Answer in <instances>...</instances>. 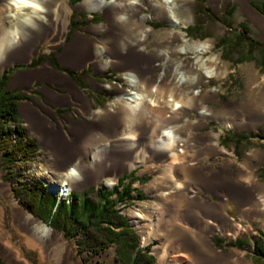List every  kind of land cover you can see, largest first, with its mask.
Instances as JSON below:
<instances>
[{
	"label": "rangeland",
	"instance_id": "1",
	"mask_svg": "<svg viewBox=\"0 0 264 264\" xmlns=\"http://www.w3.org/2000/svg\"><path fill=\"white\" fill-rule=\"evenodd\" d=\"M61 1L66 12L64 17L58 16V20L59 18L66 19L64 25L66 32L63 37L60 36L54 25L53 27L46 26L45 31L43 30L41 33L31 31L30 34L39 41L35 42L31 39V48H24L21 57L14 55V57H10L13 53V50H10L6 55L5 66L0 72L1 77L3 72L11 70L8 74L6 88L20 90L25 95L26 100H22L19 105L20 117L30 141L38 147L36 154H34L35 161H32L31 164L27 161L18 164L22 167L23 174L17 175L15 178L24 180L23 183L25 184L39 180L45 185L47 191L55 196L56 201L69 202L72 192H91L100 187L112 190L123 175H129L135 170L137 175H131V181H124V185L130 182L131 198L122 204L117 203L116 206L137 236L139 247L150 249L155 264H194L190 259L176 255L179 254L178 250L171 249L174 246L173 239L182 234L196 243L201 256L214 261L215 264H264V261L257 260L253 255L254 242L264 238V218L244 215L242 211L246 208L241 207L238 201L231 198L226 186H219L214 180L215 177L221 178L228 175L238 177L237 173L245 171L240 184L245 185L246 180H252L256 183L258 196L264 198V117L259 121L256 119V115L259 113L264 115V29L255 16L263 19V21L264 17L250 6L251 1L264 2V0H245L244 5L241 0H186L192 5V20L187 22L183 28L171 27L166 20L161 21V19L155 18L154 13L148 7L141 9L143 14L151 16L153 20L152 22H145L146 25L151 24L152 27H150L153 28L145 47H153L159 43L156 42V37H152L153 33L158 32L162 35L163 32L167 31L174 32L177 38L183 35L186 38L185 44L192 41L208 42L209 44V49L201 57L200 63L212 59L211 64H207L208 68H199L201 72L210 69L214 74L209 78V81L207 79V82L201 86L203 90H211L207 95V98H211V100L206 105L212 108L213 117L205 119L201 126L189 124L190 126H182L178 130L179 136L190 142L192 146L187 152L188 158L184 159L187 160L186 163L181 166L190 167L189 162L195 168H202L203 178L208 179L205 180L208 187L203 190L191 189L190 187L187 188L182 176L178 177L177 180L183 185L179 193H183L186 201L194 200L191 202L192 207L199 205L208 208L217 206L231 220L223 232V227L219 221L211 216L205 217L199 225H210L213 229L209 233L200 231L190 222H181L178 219V210L180 209L175 208L177 210H173L174 206L167 209L163 193L168 190V187L159 182L160 180L162 182L160 177H164V175L158 167L163 163H156L155 161L153 163L149 159V152H146L139 163H135L133 156H130L122 162L123 167L121 169L119 167L120 171L117 173L100 176L89 183H83V185L69 186V189L67 185L64 186L68 189V195L60 199L59 195L64 196L65 194L60 193L61 184L64 183L65 178L58 175L55 165L58 166L66 161V153L53 151L49 135L52 131H57L61 140L63 139L62 141L73 140L74 128L77 129L79 124L91 122L94 119L91 113L96 110L117 107L114 99L115 92L111 91L110 88L126 86L121 72L119 73L120 69H123L122 61L119 59L117 60L118 67L109 66L106 70H100L99 63H105L106 57H108L106 54L104 58H96L92 52H89L83 56L81 61L79 59L72 64L62 63L63 43L65 45L75 39L89 38L95 44L100 45L105 43L109 32L107 29L108 21L104 17V12L76 11L84 17L78 22L79 24L75 22L71 24L72 19H75V15L72 14L75 5L69 0ZM171 3L179 11V15L183 17L184 14L179 6L182 0H173ZM228 7H231V10L226 15ZM247 8L252 12L247 11ZM136 23L135 20L133 23H128L126 25L127 30L132 27L136 29L138 27ZM194 25L196 29L199 28V32L191 36L186 33V28ZM127 32L130 34L129 31ZM224 39L226 43L221 42ZM253 45L257 47L253 48ZM106 46V49L108 46H112L111 41ZM20 49L22 46L19 47V52ZM156 57L157 55L153 59ZM194 58V55L188 54L181 59L187 65ZM178 60L180 59H175V61ZM45 65H49V69L44 68ZM150 67L151 76L165 73L166 68L160 66L156 60L152 62ZM83 70L86 74L80 76L79 73ZM68 71L76 74H71L70 77L67 74ZM62 76L66 80H63ZM72 86L90 101L87 110L81 106L77 99H74L75 90ZM167 87L171 88L170 84H167ZM164 100H168L167 95ZM182 112L187 121L198 119L194 111L189 108H184ZM225 121L229 122L231 127H224L222 123ZM38 122H44L43 124L47 125V129L40 127ZM35 123L39 125L36 126ZM151 123L154 124L155 122ZM153 129L156 136L160 130L159 124L155 125ZM225 134L247 135L250 138L237 146L229 143L227 147H224L221 141ZM200 136L206 144L213 143L227 153L221 156L210 150L200 156L201 151L198 148V145L202 143L199 141ZM145 137L140 135L136 140L143 142ZM106 140L100 141L93 150L108 143ZM82 156L84 155L79 154L74 160L79 158V164L87 166L90 160L88 156L83 158ZM241 165L244 166L245 170L240 169ZM5 175L6 164L0 158L1 247L11 253L18 264H55L44 246L15 222L13 206L4 192L6 188L10 190L13 200L23 212L39 220L44 226L52 228L38 217H34L19 204L14 193V189L19 186L13 178V182H8ZM108 181L113 184L107 185ZM252 181L248 182L249 187L254 186ZM136 194H139L140 197H137ZM191 195L194 197L190 198ZM88 197L94 199V195L91 193ZM139 213L145 218L142 223L143 226L133 221V214ZM167 220L169 221L168 224L166 223ZM234 225L239 227L240 233L232 234L231 228ZM54 231L61 234L65 247L73 244V249L76 251L74 261L81 259L83 264H119L115 261V246L103 250L99 256H94L89 260L85 252H78L75 239L64 237V233L61 231ZM204 235H208V239L219 254L206 249ZM0 264H8V260L2 255V252L0 253Z\"/></svg>",
	"mask_w": 264,
	"mask_h": 264
},
{
	"label": "bare ground",
	"instance_id": "2",
	"mask_svg": "<svg viewBox=\"0 0 264 264\" xmlns=\"http://www.w3.org/2000/svg\"><path fill=\"white\" fill-rule=\"evenodd\" d=\"M172 1H81L80 6L84 11L104 12V17L108 21L107 29L109 32L105 43L107 44L111 41L112 46H108V49H106L105 43L97 45L93 40H89V38H82V40L75 39L65 45L61 43L64 46V52L61 57L62 63L72 64L79 59L81 61L83 56L89 52H92L96 58H104L108 55L105 63H99L100 70H106L109 66L118 67L117 64L119 63L117 60L119 59L122 61L123 69L120 70L123 71L121 75L126 86H121L122 88L120 86L110 88L111 91L115 92L114 99L117 107L96 110L91 113L94 119L89 123L77 125V129L76 127L74 128L73 140L62 141L63 139L61 140L57 131H52L51 135H49L53 151L55 150V153L57 151L66 153V161L58 166L55 165L58 175L65 178L64 183L61 184L62 189H60V193L65 194L64 196L59 195L60 199L67 197L69 186L83 185V183H89L100 176L117 173L120 171L119 167L120 169L123 167L121 165L123 164L122 162L130 156H133L136 161L135 163H139L144 158L146 152H149V159L153 163L154 161L156 163H163L161 166L158 164V168H160L161 173L164 175V177H160L162 178V183L168 187V190H165L163 193L167 207L172 208L174 206L173 210H177L187 207L191 202H194L193 199L186 201L183 193H179L183 188V185L177 181L178 177L182 176L181 171L184 170L195 176L197 170L189 162L188 165L190 167L179 166L186 163L187 160L185 161L184 159L188 158L187 152L192 146L190 142L179 136L178 130L180 127L189 124L196 125L197 127L201 126L205 119L213 117L212 108L206 105L211 100V98H207L211 90H203L201 86L207 82V79L209 81V78L214 74L210 69L201 72L199 68L207 67V64H211L212 59L200 63L201 57L209 49V44L208 42L201 41H192L185 44L186 38L183 35L177 38L174 32L167 31L163 32L162 35L158 32L153 33L152 37H156V42L159 43L153 47H145V43L153 32V28L148 24L146 25L147 17L139 16L140 12L138 10V4L144 2V8L148 7L154 13L155 18L161 19V21L166 20L171 27L183 28L187 22L192 20V5L186 0H182L179 6L184 16L181 17L178 13L179 11L171 3ZM244 1L241 0L243 5ZM134 9L138 10V14L131 15L129 11ZM247 11L252 12L249 8H247ZM65 13L61 0H0V72L5 66L7 61L6 55L10 50H13L10 57H21L24 48H31V39L35 42L39 41V39H34L32 34H30L31 31L41 33V31H45L46 26L53 27L54 25V28L63 37L66 32L64 26L66 19L59 18L58 20V16L64 17ZM137 17L141 18L137 27L138 29L129 27L130 29L127 30L128 27L126 28V25L133 23V20ZM255 17L258 18L260 26L264 29L263 19ZM142 42L144 43L142 44ZM21 46L22 49L19 52L18 49ZM139 47L142 48L139 50ZM188 54L190 56L194 55L195 58L186 65L181 58ZM156 55V59H153ZM177 58L180 60L175 61ZM154 60L158 61L160 66L166 68L165 73L157 76L150 75V65ZM44 68L49 69V65H45ZM62 78L63 80L65 79L63 76ZM167 84H170L171 88H168ZM72 88L74 87L72 86ZM166 95L168 100H164ZM74 99H77L83 108L88 109L90 101L86 97H83L82 93H78L75 90ZM184 108L193 110L198 119L196 121H187L182 112ZM256 116L258 121L264 117L260 113ZM151 122L155 123L152 124ZM38 123H35V125L38 126L40 124V127L44 128L45 124ZM158 124L160 133L155 136L153 127ZM222 125L224 127H231L229 122L226 121ZM140 135L146 136L143 142L136 140ZM201 138V136L200 139L198 138L202 142L198 145L201 151L200 156L210 150L221 156L227 153L213 143L206 144L203 142L204 139ZM103 139H107L108 143L93 150L100 141L103 142ZM79 154L88 156L90 161L87 166L80 165L79 158L74 160ZM128 167L131 168L130 165ZM240 169L245 170L243 165L240 166ZM188 173H185V175H188ZM243 173H237L238 177L228 175L221 178L215 177L214 180L219 186H226L231 198L238 201L241 207L246 208L242 211L244 215L248 214L264 218V198L258 196L256 183L252 180H250L254 183L252 187L248 185L249 180L245 181V185L240 184L244 176ZM159 182L161 183V180ZM112 184V182H107L109 186ZM66 185L68 189L64 188ZM4 192L13 206L17 225L30 233L44 246L55 264H83L81 259L74 261L76 251L73 249V244L65 247L60 233L44 226L39 220L23 212L16 205L9 189L6 188ZM191 197L194 196L191 195ZM191 208L192 213H189L190 223L194 224L200 231L206 233H209L213 228L207 224L203 226L202 224L199 225L205 217L211 216L213 219L219 221V224L223 227V232H225V226L231 221L217 206L208 208L199 205L191 206ZM133 218L136 224L143 226L142 223L145 218L141 213L133 214ZM147 218L150 217L147 216ZM182 219L187 220L186 218ZM166 223L168 224L169 221L167 220ZM231 229L232 234L240 233V229L236 225ZM180 238L183 239L181 244H175L171 247L173 250L184 252L178 255L190 259L194 264H215L214 261L201 256L199 254V247L191 239H187L186 235L182 234ZM203 238L206 241V249L219 254L215 246L208 239V235H204ZM0 249V253L2 252V255L8 260V264H18L13 259V255L2 248L1 245Z\"/></svg>",
	"mask_w": 264,
	"mask_h": 264
},
{
	"label": "trees",
	"instance_id": "3",
	"mask_svg": "<svg viewBox=\"0 0 264 264\" xmlns=\"http://www.w3.org/2000/svg\"><path fill=\"white\" fill-rule=\"evenodd\" d=\"M250 6L264 17V2L251 1ZM229 10L231 7L226 9V15ZM73 22L72 19L71 24ZM198 32L199 28L196 29L195 25L186 28V33L191 36ZM221 42L226 43V40ZM10 72L5 71L0 77V158L6 164L5 179L13 182V178L19 186L14 189L19 204L52 229L63 232L64 237L75 239L78 252H85L89 260L115 246V261L119 264H155L150 249L139 247L137 236L116 206L131 198L130 182L124 185V181H131L132 172L123 175L112 190L100 187L91 192H72L69 202L56 201L55 196L39 180L25 184L24 180L15 178L23 174L19 163L27 161L31 164L35 161L34 154L38 147L30 141L19 116V105L22 100H26L25 95L20 90L6 88ZM84 72L81 71L80 76L86 74ZM67 74L71 77V74L76 73L68 71ZM249 138L247 135L225 134L221 144L224 147L229 143L237 146ZM90 193L94 199L88 197ZM136 196L140 197L139 194ZM253 255L257 260L264 261V238L254 242Z\"/></svg>",
	"mask_w": 264,
	"mask_h": 264
},
{
	"label": "crops",
	"instance_id": "4",
	"mask_svg": "<svg viewBox=\"0 0 264 264\" xmlns=\"http://www.w3.org/2000/svg\"><path fill=\"white\" fill-rule=\"evenodd\" d=\"M82 0H69L70 3L73 2V5H75L73 11H72V14L75 15V19H74V22H79L80 20L83 19V15H80L78 14L76 11H83L84 9L80 6V3H81ZM19 116H20V110H19ZM21 118V117H20ZM44 123V122H43ZM47 125L45 124L44 125V128H46ZM181 166V165H180ZM136 169V168H134ZM196 174L195 176H193L192 174L188 173V172H185L184 170L181 171L182 173V177L184 178V182H185V185L188 187H190L191 189H198V190H203V189H206L208 187V184L205 182V178H203V175H202V168H196ZM133 175H137V171H133L132 172ZM185 173H188V175H185ZM198 173V174H197ZM197 175V176H196ZM199 175V176H198ZM133 176V177H134ZM197 178V179H196ZM202 179L200 181V179ZM204 181V182H203ZM162 183V182H161ZM203 183V184H202ZM170 207H167V209H169ZM189 213H192V208H191V204L188 205L187 207H184L180 210H178V219L181 221V222H186V223H189L190 220H189ZM182 218H186L187 220H182ZM181 237V236H180ZM178 238V239H173V244H181V241L183 240L182 238ZM179 253H184V252H181V251H178ZM178 255V254H176Z\"/></svg>",
	"mask_w": 264,
	"mask_h": 264
},
{
	"label": "built area",
	"instance_id": "5",
	"mask_svg": "<svg viewBox=\"0 0 264 264\" xmlns=\"http://www.w3.org/2000/svg\"><path fill=\"white\" fill-rule=\"evenodd\" d=\"M142 8H144V2L138 4V10L140 12L139 16H145V17H147L146 21L152 22L153 21L152 17L149 16V15L143 14L142 11H141ZM138 10L134 9V10H131L129 12H130L131 15H136V14H138ZM135 20H137L139 22V21H141V18L137 17ZM139 48H141V47H139Z\"/></svg>",
	"mask_w": 264,
	"mask_h": 264
}]
</instances>
